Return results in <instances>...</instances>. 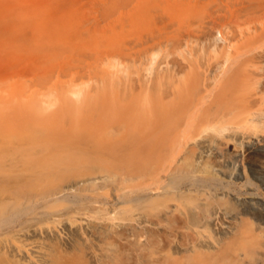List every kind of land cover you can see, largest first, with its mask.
<instances>
[{"label": "bare ground", "instance_id": "1", "mask_svg": "<svg viewBox=\"0 0 264 264\" xmlns=\"http://www.w3.org/2000/svg\"><path fill=\"white\" fill-rule=\"evenodd\" d=\"M88 3L0 0V151L14 149L0 153V184L27 197L54 175L80 168H90L81 175L92 184L124 174L125 180L133 174L141 179L149 170L158 182L178 168L180 154L194 156L187 142L215 124L220 134L231 126L248 133L247 153L223 161L246 184L247 158L264 190V0H222L218 6L219 18H231L235 56L219 67L215 113L204 94L199 115L191 110L208 91L178 81L180 73L169 75L149 56L170 43L173 36L161 35L169 25L188 31L197 14L192 2L95 0L92 9ZM214 150L223 157L220 147ZM130 158L138 159V168L124 166ZM241 203L246 211L235 216L239 224L214 264H264V199L250 192ZM8 207L0 202V216ZM253 222L262 231L256 233Z\"/></svg>", "mask_w": 264, "mask_h": 264}, {"label": "rangeland", "instance_id": "2", "mask_svg": "<svg viewBox=\"0 0 264 264\" xmlns=\"http://www.w3.org/2000/svg\"><path fill=\"white\" fill-rule=\"evenodd\" d=\"M184 1L197 11L188 31L169 25L161 35L173 36L170 43L158 45L149 56L168 67L169 75L180 73L178 81L195 82L208 91H201L192 114H201L204 94L211 96L213 114L220 100L219 67L226 57L235 56L231 18L217 16L222 0ZM95 5L89 0V9ZM29 127L46 131L42 124ZM231 127L222 134L215 124L202 129L187 142L195 146L194 156L180 154L176 172L163 173L158 182L149 170L141 177L148 184L147 200L142 199L143 179L135 174L126 180V174L102 177L92 184L81 175L90 168L54 175L27 197L17 198L7 182L0 184V202L9 204L0 216V264H214L215 253L239 224L235 216L246 211L242 199L250 192L264 199L247 158L246 184L223 161L247 153L248 133ZM217 146L223 157L214 150ZM13 150L7 147L0 153L10 155ZM138 162L130 158L123 164L133 170ZM253 230L258 233L262 226L253 222Z\"/></svg>", "mask_w": 264, "mask_h": 264}]
</instances>
